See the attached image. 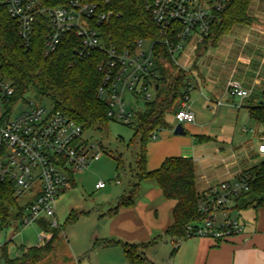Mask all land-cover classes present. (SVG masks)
<instances>
[{"label": "trees", "instance_id": "16d2710c", "mask_svg": "<svg viewBox=\"0 0 264 264\" xmlns=\"http://www.w3.org/2000/svg\"><path fill=\"white\" fill-rule=\"evenodd\" d=\"M72 0H42L46 7H64ZM83 3L96 4L101 13L111 16L100 25L94 24L98 31L102 48H97L79 58L76 52L82 41L76 30L67 32L55 52L45 54V43L51 33L50 23L44 15L35 19L32 40L25 46L19 35L18 24L5 5L0 3V77L11 83L16 99L27 95L50 101L54 108L65 113L82 127L83 133L92 129L106 130L113 118L109 117V104L100 98L99 88L104 78V66L110 60L109 51H129L138 49L139 41L153 43L152 76L145 80V86L155 90V98L145 103L143 111L136 114L133 125L138 141L139 153L136 158V170L132 173V183L128 194L121 198L118 207L132 206L134 197L139 193L140 184L152 180L166 200H173L174 222L170 228L157 238L141 245H131L118 241H104V246L120 245L130 264H153L139 248L156 245L164 238L171 240L186 238L187 227L202 222L199 203L205 192L199 193L196 186L195 163L191 158L170 157L162 165L148 171L147 147L151 138L164 129H169L167 116L177 112L180 103L187 95L191 81L190 74L180 68L170 48L162 41L160 31L146 10L148 0H80ZM252 0H232L223 10L217 12L211 23L209 36L201 46H216L237 26H250L255 22L249 14ZM155 74V77L153 76ZM264 97V93H263ZM250 118L264 126V101L249 108ZM118 170L122 167L121 157L117 158ZM253 180L248 192L236 199L234 209L242 211L264 207V161L246 171ZM73 184V180H72ZM16 212V220L22 219V207L19 205L13 185L0 182V232L9 227ZM46 224V223H44ZM50 225V223L48 224ZM44 246L25 249L15 259L7 256V245L2 248L6 264H37L45 254H51L59 242L61 229L58 226ZM20 229V227H19Z\"/></svg>", "mask_w": 264, "mask_h": 264}, {"label": "built area", "instance_id": "2783aa9c", "mask_svg": "<svg viewBox=\"0 0 264 264\" xmlns=\"http://www.w3.org/2000/svg\"><path fill=\"white\" fill-rule=\"evenodd\" d=\"M231 1L148 0L146 10L159 29L162 41L175 56L188 42H194L197 50L209 36L215 14ZM0 3L16 20L25 46L31 43L36 17L44 15L48 19L51 33L45 43L46 55L55 52L63 35L73 30L82 41L76 52L79 58L102 48L94 24L100 25L111 16V13H101L96 4L80 0L57 8L43 6L42 0H0ZM142 44L143 41H139L138 49L133 53L109 51L110 60L101 67L104 78L99 95L108 102V115L113 119L117 117L128 122L132 116L126 112L122 99L125 90L142 95L146 102L153 100L147 93L151 87L145 86V80L152 76V52L150 50L147 55ZM152 46L153 43L151 49ZM227 88L228 94L239 100L252 95V90L234 80ZM26 97L16 99L11 83L0 77V182H10L18 200L25 199L19 227L49 219L50 226L56 228L59 225L56 209L59 195L71 187L76 172L87 169L90 161H97L100 156L88 157L89 145L83 140L82 127L65 113L56 110L54 105L48 110L42 104L43 99ZM187 104L186 95L175 113V120L181 125L195 122V115ZM20 105L23 108L18 110ZM216 105L219 107L222 103ZM152 138L156 139V135ZM259 138L258 152L264 154V133ZM252 180V176L244 172L232 182L224 181L205 191L199 203L203 220L187 227L186 238H210L222 242L243 234L245 225L234 218L233 213H239L234 209L236 199L249 191ZM95 188L104 189L105 184L99 182ZM184 241V238L175 239L173 248L178 249Z\"/></svg>", "mask_w": 264, "mask_h": 264}, {"label": "crops", "instance_id": "0c3cea01", "mask_svg": "<svg viewBox=\"0 0 264 264\" xmlns=\"http://www.w3.org/2000/svg\"><path fill=\"white\" fill-rule=\"evenodd\" d=\"M251 7L249 14L255 22L233 29L240 27L241 36L228 39L225 54H203L202 48L195 50L192 44V51L197 54H179L178 59H175L176 64L190 74L187 106L195 115V122L182 124L184 135H174L175 129L170 127L164 129L160 140L148 144V171L158 169L170 157L191 158L195 163L197 190L202 193L221 182L234 181L260 162L255 157L264 154H260L258 149L253 152V156L246 154L244 159L240 158L242 150L239 145L234 147L236 128L227 123L221 124L219 117L221 108L227 105L222 102L224 100L231 99L238 109L246 105L248 112L251 106L264 101L256 100L253 94V90L264 84V19L259 20L253 15ZM221 40L213 47H218ZM232 80L252 90L251 97L237 103V98L231 97L227 90ZM219 81H222V86ZM217 102L222 105L218 107ZM249 131L254 135L258 128ZM249 131L242 130L244 134ZM260 136L257 137L258 147L261 144ZM147 182L140 184L136 196H142L136 201L135 196L132 206H122L116 212L108 213L104 218L107 230L105 233L103 229L97 232V239L141 245L164 235L172 226L176 202L166 200L157 186ZM161 197L165 200L162 201ZM247 218L243 234L226 241L201 238L196 242L181 244L178 249L173 248L171 251L170 244L173 246L174 240L164 238L154 246L142 248L140 252L153 264H158L156 256L159 251L167 254L171 252L172 264H264V207L253 208V213ZM101 248L116 256L119 264L128 262L120 245H103ZM76 263L72 261V264Z\"/></svg>", "mask_w": 264, "mask_h": 264}, {"label": "rangeland", "instance_id": "374dc122", "mask_svg": "<svg viewBox=\"0 0 264 264\" xmlns=\"http://www.w3.org/2000/svg\"><path fill=\"white\" fill-rule=\"evenodd\" d=\"M250 7L251 11L253 10V15L259 20L264 19V0H252ZM239 30L240 27L237 30H232L228 34L229 36L221 40L218 47L207 46V48H203L205 46H201L202 53L225 54L226 42L229 38L240 37ZM192 44L194 45V42L185 43L184 49L179 54H197L192 51ZM142 48L149 55L151 42L143 41ZM179 54H175V59H178ZM220 84L222 86V81ZM262 87L264 84L253 90L256 100H264ZM221 91L222 89H220V93ZM147 93L151 94L153 99L155 98L154 89L149 88ZM32 96L27 95L26 99ZM220 96L221 94H219ZM122 99L126 112L132 114L128 122L116 117L109 122L106 130L92 129L83 133V140L89 145L88 157L98 154L100 158L97 161H90L87 169L76 172L73 175L71 187L59 195L56 201V209L58 226L61 229L60 239L53 252L45 254L42 261L37 264H72V261L79 264H119L116 256L113 257L108 253L110 251L101 248L104 241L97 239L96 233L102 229L104 233L106 232L104 218L109 212L114 213L118 202L128 194L132 183V173L136 170V158L140 147L137 140L132 142L135 136L134 126L126 125V123L135 124L136 114L143 111L146 103L142 95L129 90L124 91ZM227 101H222L227 105L220 110V122L236 128L234 147L239 145V149L242 150L240 158L244 159L246 154L253 156V152L258 149L257 137L264 133V126L249 117L246 105L242 109H238L231 99ZM235 101L238 103L240 100L236 99ZM42 104L48 110L53 105L48 100H42ZM22 108L23 106L20 105L18 110ZM167 122L172 129L177 127L175 112L167 116ZM256 128L258 131L255 132L254 135L256 136H254L249 130ZM243 129H247L248 134H244ZM164 132L165 130L158 131L155 134L157 140L151 138L149 144H154L160 140ZM118 157L122 159V167L119 170L117 168ZM255 159L260 162L264 161V155L256 156ZM99 182L105 184L106 188L97 190L95 186ZM146 184L157 186L152 180ZM140 196H136L135 201ZM161 200L164 201L165 199L161 197ZM18 202L21 207L25 208V199L18 200ZM252 213L253 208H250L242 210L238 214L234 212L233 217L246 224L247 216ZM15 218L16 212L14 211L9 227L0 232V264H6L2 255L3 246L7 245V256L10 259H15L25 249L44 246L50 240L52 232L55 229L59 230L58 226L53 228L48 225L49 219H41L33 225L19 229V222ZM198 240L201 238H189L182 245ZM170 247L171 251L174 250L171 244ZM141 249L139 248L138 252ZM170 253L159 251L156 256L158 264H172L173 259L170 257Z\"/></svg>", "mask_w": 264, "mask_h": 264}, {"label": "water", "instance_id": "95a60500", "mask_svg": "<svg viewBox=\"0 0 264 264\" xmlns=\"http://www.w3.org/2000/svg\"><path fill=\"white\" fill-rule=\"evenodd\" d=\"M184 134H185V131L183 129V126L181 124H179L174 130V135L181 136V135H184Z\"/></svg>", "mask_w": 264, "mask_h": 264}]
</instances>
